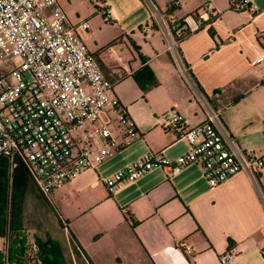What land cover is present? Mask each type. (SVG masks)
<instances>
[{
	"label": "crops",
	"instance_id": "crops-1",
	"mask_svg": "<svg viewBox=\"0 0 264 264\" xmlns=\"http://www.w3.org/2000/svg\"><path fill=\"white\" fill-rule=\"evenodd\" d=\"M69 1H59L63 11ZM172 1L104 0L102 5L109 19L99 13L123 32L110 47L121 45L127 51L123 58L111 57L98 47L94 54L104 76L117 85L142 68L138 53L129 42L134 43L130 26L134 19L148 18L145 24L152 22L155 31L161 27L169 38L168 23L181 21L209 6L216 17L178 44L187 70L174 50L179 68L197 96L196 105L184 108L174 101L168 108L176 107L188 126L215 114L219 126L241 149L252 150L262 159L261 172L258 176L241 172L213 189L194 165L170 177L163 170L154 169L129 184H118L112 193L101 183L104 179H95L89 189L96 191L97 198L85 200L59 226L63 241L57 243L67 264H219V255L229 246L236 253L232 264H264V49L258 41L264 32V0H246L251 11L231 10L230 0H176L179 5L168 13ZM75 18L68 17L73 24L88 22ZM89 29L90 25L85 41L90 37ZM151 40L153 43L155 37ZM151 46L154 55L147 58V65L160 82L148 90L149 94L163 84L169 88L170 96H179L183 83L190 85L175 70L173 60L165 58L168 48L161 49L156 42ZM187 72H191L208 98L216 90H224L223 94L212 97V103L207 102ZM146 93L140 92L143 99ZM238 94L244 96L233 103ZM123 96L129 100L126 94ZM140 134L135 143L141 140L147 144L144 132ZM163 136L165 142L156 150L170 159L182 154L174 147L184 140L167 133ZM135 158L136 155H127L122 161ZM97 171L94 172L98 174ZM81 174L53 192L47 199L49 206L57 194L73 189ZM28 191L38 193L33 188Z\"/></svg>",
	"mask_w": 264,
	"mask_h": 264
},
{
	"label": "built area",
	"instance_id": "built-area-1",
	"mask_svg": "<svg viewBox=\"0 0 264 264\" xmlns=\"http://www.w3.org/2000/svg\"><path fill=\"white\" fill-rule=\"evenodd\" d=\"M59 1L0 0V34L5 37L0 40V156L12 165L15 157L21 158L35 189L45 197L84 171H97L141 138L114 92L115 82L104 76L85 45L88 22L71 23ZM178 5L176 0L170 2L168 11ZM233 7L251 11L246 0H236ZM101 13L109 19L107 9L101 8ZM215 17L207 6L170 24L178 38L182 32L206 27ZM261 37L264 49V32ZM176 42L172 38L174 50ZM165 130L186 141L187 152L173 161L147 154L101 180L109 193L157 168L170 177L198 166L211 189L241 172L252 176L261 172L262 159L241 149L219 126L215 114L188 126L172 110ZM40 251L33 235L12 236L2 240L0 264H39ZM235 257L229 246L219 255V264H232Z\"/></svg>",
	"mask_w": 264,
	"mask_h": 264
},
{
	"label": "rangeland",
	"instance_id": "rangeland-1",
	"mask_svg": "<svg viewBox=\"0 0 264 264\" xmlns=\"http://www.w3.org/2000/svg\"><path fill=\"white\" fill-rule=\"evenodd\" d=\"M69 4V6L64 7V13L71 19H76L75 17L77 16L79 20H87L90 25V37L85 41V45L90 54H94L98 47H103L110 55H112L111 57H117V55H119L123 58L126 56L127 51H125V48L121 47V45L110 47L111 44L122 37L123 32L117 27V24H108L95 9V5L99 8H103V5L100 4V2H97L96 0H70ZM147 20L148 18L145 20L134 19L130 23V26L132 27L131 31L133 32L131 38L140 49L141 54L146 58L152 57L154 55V50L151 44L154 42H156L157 46L161 49L163 47L168 48L167 53L164 55L165 58H171L173 60L175 70L179 72L181 77H183L190 85L179 68L175 51L171 46L173 38L171 37V31L168 30L171 36L167 38L161 27L158 28V31H155L152 28V22L148 21V23L145 24ZM154 21L156 22L155 19ZM140 26L141 30H138V27ZM146 27L148 28V33L144 34L143 30L146 29ZM152 37H155L153 43L151 40ZM0 40L5 41L4 35L0 34ZM156 80L160 82V80ZM181 88L183 93L177 97H173L170 96L169 88L162 84V87L150 93L152 97L148 91L143 99L140 90L130 77L124 79L117 85L115 82L114 90H116L117 95L120 97L124 105L127 106L128 114L136 127L140 132H144V138L147 144L140 140L128 147L120 155H116L100 166L97 171L98 174L94 171H85L81 174L82 176L73 189H66L64 194L56 195L55 199H53V204H50L51 206H49L47 201L50 196L45 197L38 193L30 194L29 191L25 192V194L28 195L22 199L20 213L22 225L21 234L33 235L35 238H39L42 241L50 239L60 243L63 241L61 233L59 232L60 224L67 221V217H69L73 211L83 206L85 200L90 197L97 198L98 195L96 191L89 189L91 183L95 179H109L117 171L136 162L149 153L162 154L168 161H173L183 156L188 150L185 141L178 142V144L175 145L174 148L177 153L181 152L182 154L172 159L165 156L164 152L161 150H156L165 142L163 135L166 133L165 127L167 125V115L170 114L172 109L177 112L176 107L173 106L172 109H170L172 106L170 108L168 107L172 105L174 101H176L180 107L182 106L184 108L190 106V104L196 105L197 96L193 87L191 85L186 87L183 83ZM125 94L129 99L128 101H132V105L125 100L123 96ZM127 155H136V158L124 163L122 160ZM131 182L133 181L129 180L124 184H129ZM33 190L35 191L34 187ZM62 220L63 222L61 223ZM1 247L2 241L0 240V249Z\"/></svg>",
	"mask_w": 264,
	"mask_h": 264
},
{
	"label": "trees",
	"instance_id": "trees-1",
	"mask_svg": "<svg viewBox=\"0 0 264 264\" xmlns=\"http://www.w3.org/2000/svg\"><path fill=\"white\" fill-rule=\"evenodd\" d=\"M236 0H230L229 8L235 10L233 3ZM100 4L104 3V0L99 1ZM95 9L100 12L101 8L95 5ZM168 13H170L168 11ZM168 29L171 31L172 36L176 42V51L181 59V62L185 69L187 66L181 57L178 44L187 38L190 33L182 32L180 36L175 35V30H172V25L168 23ZM211 37H214L212 31L209 32ZM261 35L258 38L260 43ZM133 49L138 53V56L143 64L142 68L131 74V78L139 88L142 95H144L149 89L155 88L159 85L158 81L153 76L150 68L147 65V58L139 53V49L130 41ZM94 57L98 61L96 55ZM188 77L191 79L195 88L205 97L206 101L212 103L215 97L223 94L224 90H216L211 98H208L201 90L197 80L191 74L187 72ZM123 80L120 79V81ZM244 94H238L232 101L237 102ZM34 187L33 180L29 174L26 163L19 157H15L13 165L10 163L9 158L0 156V240H10L12 236L17 237L21 234L22 225L20 220V213L22 207V199L27 195L30 188ZM35 188V187H34ZM37 242L40 245L41 251L38 256L39 264H67L65 258L62 255L60 246L56 241L47 239L45 241L37 238Z\"/></svg>",
	"mask_w": 264,
	"mask_h": 264
}]
</instances>
